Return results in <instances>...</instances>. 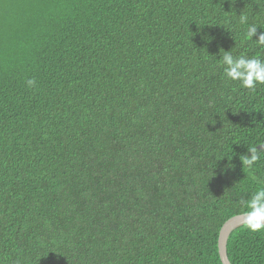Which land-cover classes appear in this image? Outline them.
<instances>
[{"label":"trees","instance_id":"obj_1","mask_svg":"<svg viewBox=\"0 0 264 264\" xmlns=\"http://www.w3.org/2000/svg\"><path fill=\"white\" fill-rule=\"evenodd\" d=\"M251 24L264 0H0V264H221L264 179V85L217 66L264 57ZM226 255L264 264V231Z\"/></svg>","mask_w":264,"mask_h":264},{"label":"clouds","instance_id":"obj_2","mask_svg":"<svg viewBox=\"0 0 264 264\" xmlns=\"http://www.w3.org/2000/svg\"><path fill=\"white\" fill-rule=\"evenodd\" d=\"M239 23L248 24V16L239 14ZM257 24H251L245 32V40L254 41L255 45L264 47V31L257 34ZM256 36L255 39L253 37ZM211 40V39H208ZM222 70L226 81L238 82L242 88L255 90L257 85H264V57L249 56L246 53L234 55L232 51H223L220 62L217 65ZM27 88H35L37 82L34 78L25 81ZM258 146V145H257ZM247 147L250 155H243L240 161L247 169H252L256 162L264 155V145ZM224 157V156H223ZM232 167L231 164L228 165ZM252 179L259 185L249 193V198L241 200V206L245 209L240 215L243 227L250 232L264 231V179L253 176Z\"/></svg>","mask_w":264,"mask_h":264},{"label":"water","instance_id":"obj_3","mask_svg":"<svg viewBox=\"0 0 264 264\" xmlns=\"http://www.w3.org/2000/svg\"><path fill=\"white\" fill-rule=\"evenodd\" d=\"M259 145L257 147H259ZM240 215L241 214L231 216L223 222L219 229L217 237V251L221 264H230L226 255V240L230 231L237 225L242 224V221L240 220Z\"/></svg>","mask_w":264,"mask_h":264}]
</instances>
